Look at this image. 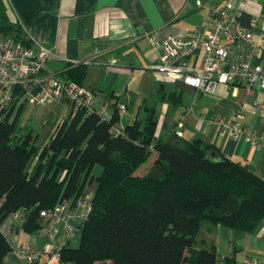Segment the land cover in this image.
<instances>
[{"label":"trees","instance_id":"obj_1","mask_svg":"<svg viewBox=\"0 0 264 264\" xmlns=\"http://www.w3.org/2000/svg\"><path fill=\"white\" fill-rule=\"evenodd\" d=\"M0 34L27 47L32 41L0 7ZM64 80L82 85L86 67L68 64ZM47 72V69L44 70ZM48 73V72H47ZM58 77V74H52ZM59 78V77H58ZM39 150L32 132L19 133L24 105H0V221L24 210L21 229L35 232L41 210L83 197L93 168L102 172L81 225L77 248L63 245L60 261L72 264H221L215 247L195 249L203 222L251 232L264 218V179L201 140L175 144L155 139L157 119L133 122L115 135L118 111L105 118L71 105ZM147 173L137 174L152 152ZM37 158L34 172L28 164ZM0 232V264L9 251ZM222 264H234L232 258Z\"/></svg>","mask_w":264,"mask_h":264},{"label":"crops","instance_id":"obj_2","mask_svg":"<svg viewBox=\"0 0 264 264\" xmlns=\"http://www.w3.org/2000/svg\"><path fill=\"white\" fill-rule=\"evenodd\" d=\"M226 2L238 12L237 21L242 26L264 32V0H0V7L8 19L19 21L33 47L41 45L52 51L45 63L48 73L64 79L68 64L86 67L81 84L93 93L96 112L109 118L118 103L124 104L126 115L120 117L123 127L133 122L143 124L153 114L157 119L155 139L175 144L201 140L264 179V110L257 106L259 102L264 105L263 92L221 84L213 94H199L150 69L158 57L155 41L166 35L185 37ZM188 59L194 63L197 55ZM70 108L67 101L24 107L19 133L32 132L34 145L40 150ZM221 120L237 121L258 135L259 142H251L245 134L234 137L223 132ZM155 156L153 151L136 173H147ZM36 166L37 158L32 157L29 173ZM101 172L99 165L93 168L84 198L92 199ZM69 222L71 237L63 232L60 222L57 225L53 243L59 248H77L80 244V216L73 214ZM13 237L20 247L29 246L31 251L49 242L36 231L26 232L20 226L15 227ZM211 245L221 264L226 257L234 264H264V218L251 232L203 222L193 246L202 249ZM1 264H59V260L45 253L30 262L9 249Z\"/></svg>","mask_w":264,"mask_h":264},{"label":"built area","instance_id":"obj_3","mask_svg":"<svg viewBox=\"0 0 264 264\" xmlns=\"http://www.w3.org/2000/svg\"><path fill=\"white\" fill-rule=\"evenodd\" d=\"M237 16L232 3L226 2L223 7L212 10L185 37L166 35L155 41L158 57L150 69L163 73L172 82L193 88L199 94H213L221 84L264 93V32L242 26ZM194 54L197 59L191 63L188 56ZM51 55L52 51L47 47H27L0 34V105L12 104L17 109L23 104L27 108H34L67 101L74 107L94 110V96L90 90L74 81L44 72L45 63ZM257 106L264 110L262 103L259 102ZM116 107L119 123L112 127L115 135L122 132L120 117L125 116L127 111L124 104L118 103ZM219 124L223 132L234 137L245 134L251 142H259L258 135L242 128L237 121L221 120ZM2 201L0 199V206ZM91 211V200L84 196L73 206L64 199L49 210H41V226L36 232L49 242L34 251L29 246L20 247L13 237L15 227H21L24 221L23 209L14 212L8 221H0V232L18 257L32 262L39 255L49 253L59 260L60 248L53 243L58 223H61L66 236L71 237L73 229L69 218L78 214L83 223ZM59 264L72 263L59 260Z\"/></svg>","mask_w":264,"mask_h":264},{"label":"rangeland","instance_id":"obj_4","mask_svg":"<svg viewBox=\"0 0 264 264\" xmlns=\"http://www.w3.org/2000/svg\"><path fill=\"white\" fill-rule=\"evenodd\" d=\"M51 70V69H50Z\"/></svg>","mask_w":264,"mask_h":264}]
</instances>
